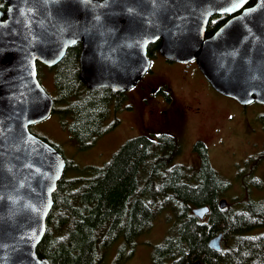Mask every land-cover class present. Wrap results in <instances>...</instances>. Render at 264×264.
I'll return each mask as SVG.
<instances>
[{"label": "water", "instance_id": "95a60500", "mask_svg": "<svg viewBox=\"0 0 264 264\" xmlns=\"http://www.w3.org/2000/svg\"><path fill=\"white\" fill-rule=\"evenodd\" d=\"M2 1L0 264H49L37 247L66 162L30 131L53 110L38 64L51 69L80 44L81 83L122 94L147 73L148 48L158 43L165 60L196 64L217 94L242 107L264 105V0ZM216 16L228 18L207 36ZM208 214L192 209L199 220ZM222 237L210 239L209 248L219 252Z\"/></svg>", "mask_w": 264, "mask_h": 264}, {"label": "trees", "instance_id": "16d2710c", "mask_svg": "<svg viewBox=\"0 0 264 264\" xmlns=\"http://www.w3.org/2000/svg\"><path fill=\"white\" fill-rule=\"evenodd\" d=\"M5 9L0 0V11ZM227 18L212 17L207 36ZM158 46L148 48L149 58L158 54ZM80 51V44L67 50L54 68L53 81L55 102L65 104L73 118L69 131L79 148L87 149L109 129L104 128V122L111 105L118 107L123 99L107 89L88 91L83 86L78 79ZM164 90L167 88L158 92L168 101ZM118 124L115 121L111 127ZM166 125L176 127L171 122ZM254 144L252 147L258 148ZM193 151L198 167H187L178 162L181 145L174 136L163 132L139 135L123 144L104 166L88 169V178H62L52 197L38 257L49 264H105L109 250L120 240L112 264H122L153 220L167 213L170 228L154 248L152 264H193L196 260L204 264H264V200L235 202L236 209H232V203L223 199L232 182L211 166L204 142H196ZM259 154L249 161L254 171L264 163V151ZM221 200L227 203L224 209H220ZM195 208H208L209 214L199 220L192 215ZM219 234L223 235L221 250L215 252L208 243Z\"/></svg>", "mask_w": 264, "mask_h": 264}, {"label": "rangeland", "instance_id": "374dc122", "mask_svg": "<svg viewBox=\"0 0 264 264\" xmlns=\"http://www.w3.org/2000/svg\"><path fill=\"white\" fill-rule=\"evenodd\" d=\"M196 67V64L166 61L158 54L150 58L149 70L135 86L137 90L132 93L130 101L126 99L123 102L125 108L121 111L112 108L111 118L104 123V128L110 126L114 117L120 120L119 125L102 134L87 149L79 148L72 137L69 128L73 121L65 107L56 105L55 109L60 111H55L45 121L33 125L30 131L45 139L61 153L69 164V168L63 173L65 179L88 178V169L104 166L128 140L139 135H148L150 131L174 136L181 145L178 162L187 167L196 164L198 167V156L193 151V145L196 141L203 140L208 147L211 166L221 177L232 182L231 191L223 198L227 203H232V209H236L235 202L264 200V163L255 171L249 164L251 157L260 155L264 150V135L258 131L264 120V105L241 107L232 99L216 95L210 91L209 86L201 82ZM38 79L49 97L55 100L57 92L53 81L54 72L43 67L39 70ZM160 87L170 91L173 107H189L193 111L200 107L195 112L187 111L183 130L158 121L146 130L144 128H148V124L145 126L138 121L143 111L152 112L165 108L159 103L167 104L165 98L157 93ZM142 96L145 97L143 103ZM230 115L233 116L231 122L227 121ZM246 122L250 124V128L248 138L244 139L241 136L247 130ZM171 124H175L174 121ZM225 124L234 126L237 130L228 129ZM251 130H257V133L251 136ZM251 143H257L258 148H253ZM249 153L250 156L246 157ZM152 225L148 232L138 238L131 257L122 264H152V252L163 242L170 228L167 213L158 215ZM120 245V240L114 243L115 248L109 250L105 264H112Z\"/></svg>", "mask_w": 264, "mask_h": 264}, {"label": "flooded vegetation", "instance_id": "af4514ba", "mask_svg": "<svg viewBox=\"0 0 264 264\" xmlns=\"http://www.w3.org/2000/svg\"><path fill=\"white\" fill-rule=\"evenodd\" d=\"M64 58V57H63ZM61 62V61H60ZM60 62L57 64V66L60 64ZM78 62H79V58H78ZM194 63H189V65H193ZM40 65V64H39ZM57 66H55V67H53V68H51V69H49V68H46L47 70H50V71H54V68H56ZM43 67L44 66H42L41 65V69H43ZM38 70V69H37ZM196 71H197V74L199 75V77L201 78V82L204 84V85H206V86H209V84L206 82V80L204 79V77L201 75V73L199 72V70H197V67H196ZM38 73H39V70H38ZM200 73V74H199ZM78 79H79V76H78ZM39 80V79H38ZM138 85V84H137ZM136 85V86H137ZM85 88H86V86L85 85H83ZM160 88H162V89H164V87H160ZM160 88L157 90V93L158 94H160L158 91L160 90ZM87 89V88H86ZM209 89H210V91H212L213 93H215L216 95H218V96H220L219 94H217L210 86H209ZM88 91H92V90H89V89H87ZM137 89L134 87V88H132L131 90H129V91H127V92H125V93H122V94H115V95H121L122 96V99H123V102L126 100V99H128L129 101H130V98L132 97V93L133 92H135ZM168 95H169V100L167 101L166 99V101H167V104L166 103H162V102H159V103H161V104H163L164 106H165V108H161V109H158V110H153L152 112L151 111H148V112H146V111H143L142 113H141V115H140V117H139V119H138V121L140 122V124L142 123V124H144L145 126L148 124V128L146 127V128H144V129H149V127L151 126V124L153 123V125H152V127L154 126V123L155 122H160L161 124H164V123H166V124H170V122H172V121H174V123H175V125H176V127L175 128H178V129H181V130H183V126H184V123H185V121H186V115H187V111L189 110V111H191V112H195V111H197V110H199L200 109V107H198V108H196V110L195 111H193L192 109H190L189 107H183V106H181V107H173V104H174V102L172 101V96H171V93H170V91H168V90H164ZM114 95V94H113ZM160 95H162V94H160ZM163 96V95H162ZM164 97V96H163ZM144 98L145 97H143L142 96V99H141V102L143 103V100H144ZM165 98V97H164ZM56 101V99L55 100H53V110H52V113H54L55 111H60V110H57V109H55V106L57 105V106H61V107H65L66 108V105L65 104H63V103H60V102H55ZM123 102H122V104L120 103L119 105H118V107L116 106H113V105H111V108H110V115H109V117H108V119L109 118H111V111H112V108H114L116 111H121L122 110V108H125V106H123ZM218 104V103H217ZM144 105V104H143ZM156 105V104H155ZM185 110V111H184ZM51 113V114H52ZM71 117V116H70ZM136 117H138V112H136ZM107 119V120H108ZM231 119H233V116L232 115H230V117H228L227 118V121H230L231 122ZM106 120V121H107ZM72 121H73V118H72ZM105 121V122H106ZM115 121H118L119 123H120V120L118 119V118H116V117H114L113 118V121H112V123L111 124H113ZM104 122V123H105ZM111 124H110V126H109V129L108 130H110L111 128H114V127H111ZM119 125V124H118ZM117 125V126H118ZM246 125H247V130L245 131V133L243 134V136H241L242 138H244V139H247L248 138V128H250V124L248 123V122H246ZM116 126V127H117ZM225 126H226V128H228V129H230V128H234V129H236L234 126H231V125H227V124H225ZM141 129L144 131V129L141 127ZM107 130V131H108ZM237 130V129H236ZM106 131V132H107ZM239 131V130H238ZM259 132H262V134L264 135V125H263V123L261 122V125H260V129L258 130ZM152 134L153 133H155V132H152V131H150ZM105 133V132H104ZM103 133V134H104ZM257 133V130H255V131H253V130H251V136L252 135H255ZM240 136V135H239ZM100 136H98L97 137V139L99 138ZM179 138H180V136H179ZM96 140H94L93 141V143L95 142ZM198 141H202V142H204L205 143V141H203V140H198ZM198 141H196V142H198ZM240 141H243L242 139H240ZM195 142V143H196ZM93 143H92V145H93ZM195 143H194V145H195ZM247 143H250V142H247ZM206 144V143H205ZM91 145V146H92ZM193 145V146H194ZM207 145V144H206ZM255 144L254 143H251V146H254ZM264 151V150H263Z\"/></svg>", "mask_w": 264, "mask_h": 264}]
</instances>
